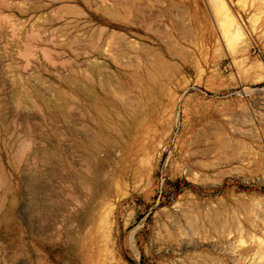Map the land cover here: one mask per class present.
Instances as JSON below:
<instances>
[{
  "label": "rangeland",
  "instance_id": "1",
  "mask_svg": "<svg viewBox=\"0 0 264 264\" xmlns=\"http://www.w3.org/2000/svg\"><path fill=\"white\" fill-rule=\"evenodd\" d=\"M212 1L0 0V264H264V0Z\"/></svg>",
  "mask_w": 264,
  "mask_h": 264
},
{
  "label": "bare ground",
  "instance_id": "2",
  "mask_svg": "<svg viewBox=\"0 0 264 264\" xmlns=\"http://www.w3.org/2000/svg\"><path fill=\"white\" fill-rule=\"evenodd\" d=\"M212 2H213L212 7H213V10L215 11V13L219 14L220 16H223V18H225L224 21L226 22V24H225L226 39H227L226 41L229 42L235 34L240 36L241 30H240L238 24H236V22L234 21V16L230 12V9L227 6V4L225 3V1L224 0H213ZM232 26L234 28L233 30L231 29ZM255 163H257V162H255ZM239 243L241 244V241H239ZM260 258H261V260L264 259V254H262V256Z\"/></svg>",
  "mask_w": 264,
  "mask_h": 264
}]
</instances>
